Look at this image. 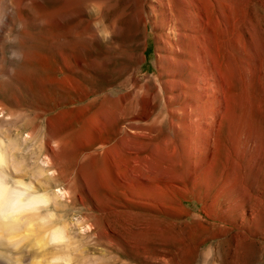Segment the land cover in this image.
<instances>
[{
    "label": "rangeland",
    "instance_id": "obj_1",
    "mask_svg": "<svg viewBox=\"0 0 264 264\" xmlns=\"http://www.w3.org/2000/svg\"><path fill=\"white\" fill-rule=\"evenodd\" d=\"M66 1L0 0V139L16 145L15 153L33 166L49 128L53 136L67 135L65 146L52 145L70 185L59 180L50 194L68 190L75 198L62 220L70 222L77 243L70 264H264V0H195L196 8L205 4L200 30L211 35L204 44L220 75L229 67L228 117L215 128L211 172H203L208 163H202L187 176L178 149L173 159L181 177L171 180L174 187L166 181L164 198L147 200L132 195L115 164L102 156L98 139L96 155L87 156L91 133L85 122L103 98L128 92V76L133 87L157 78L167 6L160 3L152 20L148 5L156 0H143L146 25L130 24L137 0H86L49 20ZM177 1H169L174 13ZM186 18L181 16L179 30L196 31L198 18ZM6 34L19 39L10 43ZM13 50L20 59L10 58ZM28 111L44 116L34 122ZM56 214L62 215L60 206Z\"/></svg>",
    "mask_w": 264,
    "mask_h": 264
},
{
    "label": "bare ground",
    "instance_id": "obj_2",
    "mask_svg": "<svg viewBox=\"0 0 264 264\" xmlns=\"http://www.w3.org/2000/svg\"><path fill=\"white\" fill-rule=\"evenodd\" d=\"M67 1L63 8L48 16L49 20H55L56 15L68 10L71 4L83 5L86 0ZM169 1L156 0L148 5L152 20L157 18L156 11L160 3L167 6L160 20L164 31L162 47L156 48L157 78L133 87L128 76V92L117 99L103 98L85 122L91 133V136L88 135L87 156L96 155L92 146L98 139L103 150L102 156L108 163L115 164L113 170L117 176L124 181L132 195L136 192L145 200L164 198L168 186L166 181L181 177V172H175L173 159L178 149L184 152L182 170L187 176L192 177L202 163H208V168L203 172L210 173L215 128L220 127L228 117L229 67L226 66L221 76L212 50L204 44V40L211 39L210 33L201 31L205 25V4H197L196 8L195 0H176L179 7L174 13ZM186 1L190 2L189 7ZM145 8L143 0H137V10L132 14L133 18L129 19L131 25H146ZM182 15H186L187 21L191 16L192 20L198 18L196 31L185 33L179 30L178 23ZM1 18L5 16L2 14ZM93 35L95 32L91 30L90 36ZM128 57L133 59L132 51ZM137 58L143 61L145 56L139 54ZM91 65L92 60L86 66ZM64 113L62 111L60 115H66ZM29 115L36 122L44 113L32 111ZM58 119L63 121L65 117L59 116ZM51 121L52 117L47 118L48 124ZM8 123L13 125L15 121L9 120ZM25 126L22 123L18 127L22 130ZM160 135L163 137L155 143L138 140H153ZM7 136L10 135H2L4 138ZM53 141L65 146L67 135L53 136L49 128L41 144L44 155L38 149L36 152L39 155L33 156L37 159L33 166L25 163L22 154L15 153L16 145L0 141V264H70L73 250L77 248V243L73 246L75 241L70 236V222L62 221L67 209L75 204V198L70 196L68 190L50 194L59 187V180L70 185L65 173L66 164L61 163L60 171L57 167ZM167 160L174 163L173 166H167ZM117 168H121V172ZM169 185L174 187V182L171 181ZM94 200L99 202L101 198L94 196ZM130 202L131 205L137 203L133 199ZM59 206L62 208L60 216L56 214Z\"/></svg>",
    "mask_w": 264,
    "mask_h": 264
},
{
    "label": "clouds",
    "instance_id": "obj_3",
    "mask_svg": "<svg viewBox=\"0 0 264 264\" xmlns=\"http://www.w3.org/2000/svg\"><path fill=\"white\" fill-rule=\"evenodd\" d=\"M6 39H8L9 40V42L10 43H15V42H17L18 41V39H19V37H8V34H6ZM11 59H20L21 58V55H20V53L17 51V50H13L12 52H11V57H10ZM9 72H14V69H12V68H9V70H8ZM5 79H7V77H5Z\"/></svg>",
    "mask_w": 264,
    "mask_h": 264
}]
</instances>
